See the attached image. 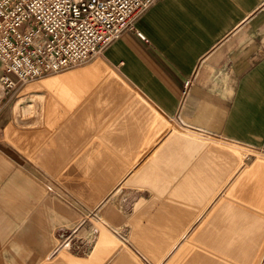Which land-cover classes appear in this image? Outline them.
Returning a JSON list of instances; mask_svg holds the SVG:
<instances>
[{
	"label": "crops",
	"instance_id": "1",
	"mask_svg": "<svg viewBox=\"0 0 264 264\" xmlns=\"http://www.w3.org/2000/svg\"><path fill=\"white\" fill-rule=\"evenodd\" d=\"M1 75L0 264H264V0H155Z\"/></svg>",
	"mask_w": 264,
	"mask_h": 264
},
{
	"label": "built area",
	"instance_id": "2",
	"mask_svg": "<svg viewBox=\"0 0 264 264\" xmlns=\"http://www.w3.org/2000/svg\"><path fill=\"white\" fill-rule=\"evenodd\" d=\"M154 1L0 0L1 88L99 55Z\"/></svg>",
	"mask_w": 264,
	"mask_h": 264
}]
</instances>
